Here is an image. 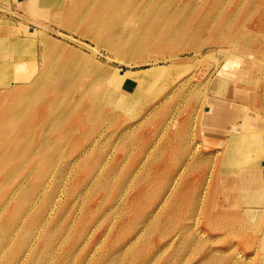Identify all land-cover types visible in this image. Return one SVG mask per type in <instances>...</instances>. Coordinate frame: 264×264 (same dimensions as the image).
<instances>
[{
	"label": "rangeland",
	"instance_id": "rangeland-1",
	"mask_svg": "<svg viewBox=\"0 0 264 264\" xmlns=\"http://www.w3.org/2000/svg\"><path fill=\"white\" fill-rule=\"evenodd\" d=\"M4 54L0 264H264V0H0Z\"/></svg>",
	"mask_w": 264,
	"mask_h": 264
},
{
	"label": "crops",
	"instance_id": "crops-1",
	"mask_svg": "<svg viewBox=\"0 0 264 264\" xmlns=\"http://www.w3.org/2000/svg\"><path fill=\"white\" fill-rule=\"evenodd\" d=\"M9 29H13V28L9 27ZM8 37L9 39H14V35H11L10 31ZM9 58H10L9 55L6 54L1 55L0 62H6ZM223 126L225 125H222V123H219L217 121H211V120L207 121V123L204 126L206 129L203 131L201 128V134L206 138H209L210 140H218V136H220V134L218 135L217 129H220Z\"/></svg>",
	"mask_w": 264,
	"mask_h": 264
},
{
	"label": "bare ground",
	"instance_id": "bare-ground-1",
	"mask_svg": "<svg viewBox=\"0 0 264 264\" xmlns=\"http://www.w3.org/2000/svg\"><path fill=\"white\" fill-rule=\"evenodd\" d=\"M137 74H139V73L138 72H130L127 74V72H126V77L134 78V77H137ZM122 76H124V75H122ZM7 127H9V126L7 125ZM240 147H242V145H240ZM227 169H230L229 170L230 172L233 171L234 167H232V163L229 164V167ZM230 175H232V174H230ZM231 179L232 178L229 175H227L226 178L223 179V183L226 187L232 189V194H235L236 192H239V191H244V190L247 191V189L250 190V187L252 186L250 183H247L246 181H244V183H233L231 181Z\"/></svg>",
	"mask_w": 264,
	"mask_h": 264
}]
</instances>
